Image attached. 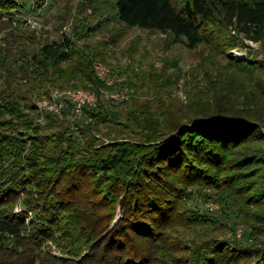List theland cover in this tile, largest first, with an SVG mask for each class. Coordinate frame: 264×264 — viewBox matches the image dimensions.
I'll return each mask as SVG.
<instances>
[{
    "label": "trees",
    "instance_id": "trees-1",
    "mask_svg": "<svg viewBox=\"0 0 264 264\" xmlns=\"http://www.w3.org/2000/svg\"><path fill=\"white\" fill-rule=\"evenodd\" d=\"M27 6L0 0V22ZM114 9L120 23L160 31L191 50L228 55L259 44L257 62L232 59L225 68L253 74L256 84L209 72L218 87L186 90L185 101L167 92V78L155 96L131 84L127 97L98 94L83 120L49 114L44 125L37 103L2 91L0 264H264V0H114ZM110 58L64 36L26 67L49 84L46 95L56 87L99 92L113 90L96 71ZM7 62L0 69L10 85ZM208 189L238 208L251 244L217 235L233 229V211L221 218L191 208Z\"/></svg>",
    "mask_w": 264,
    "mask_h": 264
},
{
    "label": "rangeland",
    "instance_id": "rangeland-1",
    "mask_svg": "<svg viewBox=\"0 0 264 264\" xmlns=\"http://www.w3.org/2000/svg\"><path fill=\"white\" fill-rule=\"evenodd\" d=\"M176 1L181 3V0ZM27 5L28 10L23 14H16L13 22L7 23L6 19L0 22V61H8L7 66L12 67L15 72L9 85L3 79L5 71L0 69V93L10 87L8 91L15 92L16 99L18 96L22 101L25 100V103H37L35 115L37 122L43 125L47 123L49 114L63 116L67 112L72 120H83V113L80 115L78 109L81 108L83 100L88 99L86 94L89 90L77 87H56L55 90H58L60 95L53 99V89L52 94L45 93V87L49 84L42 85L33 68L26 67V59L40 47L54 41L61 42L64 36L71 37L79 48L90 46L110 54L108 63L97 62L96 65L98 64V71L103 75L109 72L110 77L104 84L106 87H113V90H93L97 94L105 93L106 96L112 92L116 95L117 91L123 90L127 97L129 92L134 94L135 89L131 84H135L140 87L139 94L142 96H155L156 89L161 88L163 80L167 78L172 83L167 92L185 101L186 90L198 92L201 87L211 88L210 82L218 87L220 82L214 83L216 78L210 80V73L216 74L218 70L223 72L226 80L228 76L240 80L244 77L247 86L256 84L253 83V74L243 72L233 76V71L225 68L231 67L232 59L249 60L247 62L251 64L257 62V58H262L257 51L262 47L259 44L248 43L228 55L215 53L209 47L191 50L184 43H173L170 36L160 31L144 30L120 23L115 16L114 0H27ZM18 19L21 21L18 22ZM247 52H252L253 55L250 56ZM109 80L112 84L108 83ZM127 81L130 86L124 85ZM239 86L240 83L235 87ZM50 106L58 107L59 112H55ZM59 126L55 125L56 131L65 129ZM225 128L232 130L230 125ZM25 140L30 141L28 137H25ZM204 192L202 195H195L191 208L196 209L198 204L200 210H208L221 218L233 211V215L229 216L233 220V229L222 228L217 235L229 245L233 240L243 242L245 239H249L251 244L253 239L248 237V228L245 227L238 208L234 205L238 212L235 208L230 210L228 206L217 201L219 197L212 189ZM225 211L226 216L222 213ZM223 222L230 224L226 218Z\"/></svg>",
    "mask_w": 264,
    "mask_h": 264
},
{
    "label": "built area",
    "instance_id": "built-area-1",
    "mask_svg": "<svg viewBox=\"0 0 264 264\" xmlns=\"http://www.w3.org/2000/svg\"><path fill=\"white\" fill-rule=\"evenodd\" d=\"M100 65H101V64H100ZM98 67H99V66H98V64H97V65H96V71H97V74H98L102 79H104L105 81H107V79L110 77V76H109V72H105L104 75H103L101 72L98 71ZM108 83L112 84V81L109 80ZM86 93H87V92H86ZM96 94H97L96 92L88 91V94H86L87 98H88V99H89V98H92L93 100H92V101H89L88 99H84V100H83L82 104L80 105L81 108L78 109V113H80V115H81V112L83 113V109H84L85 104L87 105V103H88L89 105H95V104L97 103L99 97H98V94H97V96H96ZM59 95H60V92H59L58 90H55V91H53L52 98L54 99V97H55V99H56ZM89 95H91V96H89ZM112 97H113L114 99H118V98H119V95L116 94V95H113ZM51 100H52V99H51ZM50 108H51L52 110H55V112H59V108H58V107L50 106Z\"/></svg>",
    "mask_w": 264,
    "mask_h": 264
},
{
    "label": "water",
    "instance_id": "water-1",
    "mask_svg": "<svg viewBox=\"0 0 264 264\" xmlns=\"http://www.w3.org/2000/svg\"><path fill=\"white\" fill-rule=\"evenodd\" d=\"M118 219H119V218H118ZM118 219H117V220H118Z\"/></svg>",
    "mask_w": 264,
    "mask_h": 264
}]
</instances>
